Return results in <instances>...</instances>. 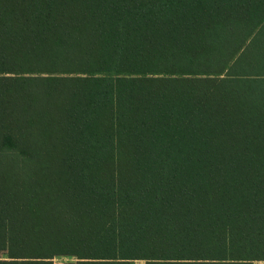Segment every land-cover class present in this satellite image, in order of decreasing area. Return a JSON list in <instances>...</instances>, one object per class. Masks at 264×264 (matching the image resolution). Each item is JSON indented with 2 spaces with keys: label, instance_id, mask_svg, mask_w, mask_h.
<instances>
[{
  "label": "trees",
  "instance_id": "obj_1",
  "mask_svg": "<svg viewBox=\"0 0 264 264\" xmlns=\"http://www.w3.org/2000/svg\"><path fill=\"white\" fill-rule=\"evenodd\" d=\"M6 247L264 264V0H0Z\"/></svg>",
  "mask_w": 264,
  "mask_h": 264
},
{
  "label": "rangeland",
  "instance_id": "obj_2",
  "mask_svg": "<svg viewBox=\"0 0 264 264\" xmlns=\"http://www.w3.org/2000/svg\"><path fill=\"white\" fill-rule=\"evenodd\" d=\"M112 242H109V245L112 246ZM6 252L7 256H16V257H35V256H45L53 260V264H63L64 262L73 261L79 258H88L96 255L102 256H112L116 257V249L112 247L104 248H80V247H52V248H40V249H21L15 248L10 249L8 247L0 248L1 252ZM135 264H143L142 261H136ZM255 264H261V262H256Z\"/></svg>",
  "mask_w": 264,
  "mask_h": 264
}]
</instances>
